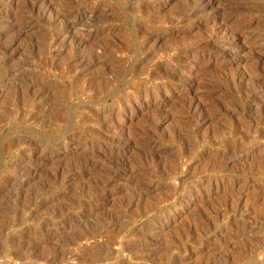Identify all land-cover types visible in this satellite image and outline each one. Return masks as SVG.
Returning <instances> with one entry per match:
<instances>
[{
  "label": "rangeland",
  "instance_id": "obj_1",
  "mask_svg": "<svg viewBox=\"0 0 264 264\" xmlns=\"http://www.w3.org/2000/svg\"><path fill=\"white\" fill-rule=\"evenodd\" d=\"M0 264H264V0H0Z\"/></svg>",
  "mask_w": 264,
  "mask_h": 264
},
{
  "label": "bare ground",
  "instance_id": "obj_2",
  "mask_svg": "<svg viewBox=\"0 0 264 264\" xmlns=\"http://www.w3.org/2000/svg\"><path fill=\"white\" fill-rule=\"evenodd\" d=\"M189 232H190V231H189ZM192 232H196V231H192ZM192 232H191V233H192ZM186 234H187V233H186ZM189 234H190V233H189ZM183 235H184V234H183ZM191 235H193V234H191ZM196 235H197V233H196ZM179 249H180V248H179Z\"/></svg>",
  "mask_w": 264,
  "mask_h": 264
}]
</instances>
